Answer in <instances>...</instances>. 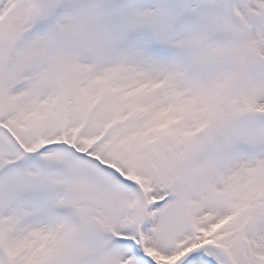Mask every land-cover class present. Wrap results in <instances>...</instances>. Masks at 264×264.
Listing matches in <instances>:
<instances>
[{
  "label": "snow or ice",
  "instance_id": "1",
  "mask_svg": "<svg viewBox=\"0 0 264 264\" xmlns=\"http://www.w3.org/2000/svg\"><path fill=\"white\" fill-rule=\"evenodd\" d=\"M0 264H264V0H0Z\"/></svg>",
  "mask_w": 264,
  "mask_h": 264
}]
</instances>
